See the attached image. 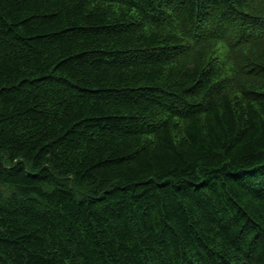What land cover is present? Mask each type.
I'll return each instance as SVG.
<instances>
[{
  "label": "trees",
  "instance_id": "16d2710c",
  "mask_svg": "<svg viewBox=\"0 0 264 264\" xmlns=\"http://www.w3.org/2000/svg\"><path fill=\"white\" fill-rule=\"evenodd\" d=\"M0 264H264V0H0Z\"/></svg>",
  "mask_w": 264,
  "mask_h": 264
}]
</instances>
